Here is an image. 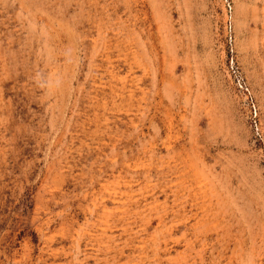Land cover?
Listing matches in <instances>:
<instances>
[{"label":"rangeland","instance_id":"374dc122","mask_svg":"<svg viewBox=\"0 0 264 264\" xmlns=\"http://www.w3.org/2000/svg\"><path fill=\"white\" fill-rule=\"evenodd\" d=\"M0 264H264V0H0Z\"/></svg>","mask_w":264,"mask_h":264}]
</instances>
